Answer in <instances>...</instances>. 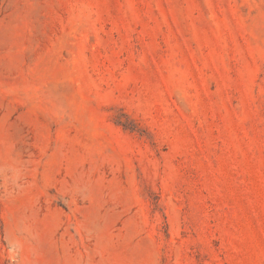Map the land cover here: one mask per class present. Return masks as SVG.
Wrapping results in <instances>:
<instances>
[{
	"label": "rangeland",
	"instance_id": "obj_1",
	"mask_svg": "<svg viewBox=\"0 0 264 264\" xmlns=\"http://www.w3.org/2000/svg\"><path fill=\"white\" fill-rule=\"evenodd\" d=\"M0 264H264V0H0Z\"/></svg>",
	"mask_w": 264,
	"mask_h": 264
}]
</instances>
